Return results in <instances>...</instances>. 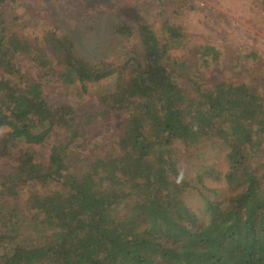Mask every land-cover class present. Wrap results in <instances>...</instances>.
Listing matches in <instances>:
<instances>
[{
	"label": "trees",
	"instance_id": "trees-1",
	"mask_svg": "<svg viewBox=\"0 0 264 264\" xmlns=\"http://www.w3.org/2000/svg\"><path fill=\"white\" fill-rule=\"evenodd\" d=\"M15 1L0 0V158L13 159L0 166V264H264L262 74L209 80L204 69L220 50L171 56L182 27L164 21L157 31L135 15V27H114L137 39L131 53L94 62L67 34L49 29L37 42L8 32ZM16 56L36 71H22ZM47 80L81 87L95 102L53 105ZM113 112L125 116L99 144L92 130ZM58 129L67 137L40 160L33 145ZM211 139L228 146L225 201L180 164ZM191 187L202 208L185 199Z\"/></svg>",
	"mask_w": 264,
	"mask_h": 264
},
{
	"label": "rangeland",
	"instance_id": "rangeland-1",
	"mask_svg": "<svg viewBox=\"0 0 264 264\" xmlns=\"http://www.w3.org/2000/svg\"><path fill=\"white\" fill-rule=\"evenodd\" d=\"M16 15L18 18L10 24L8 32L37 42L49 29L67 34L76 43L79 53L94 62L111 61L131 53L137 39L116 33L115 26L127 24L135 27V16H141L160 31L167 21L182 27L185 32L182 46L172 49L171 56H193L194 51L204 45L214 46L222 52L219 63L211 62V67L204 69L213 74L209 80L234 75L241 80L249 76L254 79L258 71L264 79V70L256 65L264 61L262 0H17L12 3L7 18ZM252 51L261 57L255 60V64L251 60H240ZM237 57L241 67L235 66ZM14 61L24 72L36 71L35 63L25 56H16ZM80 88L47 80L44 91L53 105L67 103L77 108L81 99L89 106L93 105L95 100L89 95L82 97ZM124 116V112L102 116L92 130L99 144L113 139L112 132ZM5 131L6 128L0 127V137ZM67 135L58 129L49 136L47 143L33 145L39 159L47 160L51 154L50 143H59ZM199 147L188 157L182 155L180 164L193 184L199 185L207 196L214 201H225L231 191L225 177L229 170L228 146L218 139H211ZM8 161L13 159L0 158V166ZM197 174H201L203 185H200ZM200 190L191 187L185 193V199L193 208H202L205 204Z\"/></svg>",
	"mask_w": 264,
	"mask_h": 264
}]
</instances>
